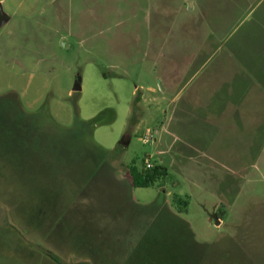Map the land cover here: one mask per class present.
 Returning <instances> with one entry per match:
<instances>
[{"label":"rangeland","instance_id":"374dc122","mask_svg":"<svg viewBox=\"0 0 264 264\" xmlns=\"http://www.w3.org/2000/svg\"><path fill=\"white\" fill-rule=\"evenodd\" d=\"M257 1L0 0L8 18L0 27V113H13L19 101L33 116L25 128L36 131L29 143L2 134L0 127V264H98L79 256L91 255L90 246H76L82 253L76 255L41 241L46 196L35 188L42 180L35 165L28 170L26 161L53 160L51 152L67 147L72 135L81 145L99 147L127 180L126 167L136 162L142 168L148 158L168 170L163 189L159 183L132 189L137 203L165 198L175 206V196L188 201L179 216L194 236L187 239L179 230V239L151 247L135 234L125 264H264L263 139L252 149L241 147V134L210 144L205 118L186 112L188 99L202 91L237 35L251 28V19H243ZM205 32L213 35L204 39ZM189 39L205 44L190 70L197 74L192 80L173 62V49ZM204 60L209 62L201 67ZM77 77L80 92L73 91ZM103 113L102 124L90 123ZM6 116L0 124L5 131L13 124ZM129 137L130 146L123 145ZM101 202L94 207L108 216L109 204ZM83 233L81 242L93 241Z\"/></svg>","mask_w":264,"mask_h":264},{"label":"crops","instance_id":"0c3cea01","mask_svg":"<svg viewBox=\"0 0 264 264\" xmlns=\"http://www.w3.org/2000/svg\"><path fill=\"white\" fill-rule=\"evenodd\" d=\"M237 1L240 3L241 0H218L215 4L225 3L234 6ZM205 6L203 10H207L208 7L206 4ZM250 15L243 21L251 19L249 22L252 23L251 28L237 35L235 44L227 50L226 58L222 56L215 67L217 69L206 76L202 91H199L195 98L188 99L186 112L193 117L205 118L203 129L205 135L208 133L207 140L210 144L213 141L222 142V138L226 142L230 138L238 140L239 134L245 137V143H242L241 147L246 145L252 149L253 142L257 144L262 139L264 142V0L257 1ZM195 33L197 35V31ZM205 34L204 39L213 35V32ZM197 44L196 40L193 42L189 39L188 45L173 49L174 64L178 69H186L188 75L191 73L190 70L196 68L194 65L197 64V54L202 52L205 45L201 43L198 47ZM208 62L209 60H204L201 67L206 66ZM196 75V73L190 75V80ZM209 118L215 122L207 123ZM190 131L196 133L195 128L190 127ZM161 141L164 142V135L161 136ZM131 142L130 137L126 138L123 145L130 146ZM163 153L159 152L160 155ZM102 167L99 166L97 172L102 170L99 175L101 177L85 188L69 180L57 179L59 187L57 207L45 206L47 224L43 238L40 239L55 250L71 251L76 255L82 254L76 246H90L91 255L82 254L85 258L79 255L85 261L93 260L98 264H125L133 236L140 232L136 220L132 222L130 218L133 210L132 201L136 205H147L135 201L130 177L127 180L125 175H119L108 163L107 167H104V173ZM1 174L3 172H0ZM2 177L3 175L0 179ZM63 186L64 188L60 189ZM73 190L78 195H74ZM110 191L116 192L118 197L113 199ZM101 200L104 204H109L108 216L98 213L94 207L101 204ZM163 200L171 211L176 213L174 206L165 198ZM73 207L76 208L72 210ZM139 220L143 222V215ZM83 230L91 234L86 240L91 239L92 242H81L84 239Z\"/></svg>","mask_w":264,"mask_h":264},{"label":"trees","instance_id":"16d2710c","mask_svg":"<svg viewBox=\"0 0 264 264\" xmlns=\"http://www.w3.org/2000/svg\"><path fill=\"white\" fill-rule=\"evenodd\" d=\"M9 96L5 99L10 98ZM13 97L18 99L14 94ZM136 101L138 100L136 99ZM13 106H15L14 109L16 110L13 113H7L9 115L0 113V124L6 115V117H9L10 121H13L11 127H6V131L4 125H0L2 128V134L8 133L10 136H16L18 141L22 140L30 143L32 139H36V131L33 130V133L31 134V132L25 128V123L28 120L32 121L33 116L23 111L21 102H14ZM135 109L136 106L133 107V115ZM103 115L104 113L90 123L92 125L102 124ZM17 117L18 122L16 123ZM66 138L70 139V141L67 142V147L64 145H61V147L57 146L54 150L58 149V147L62 148V150H57L59 151L57 154L51 152L53 160L48 158H44V160L35 158L33 161H26L28 170H31L33 168L32 166L35 165L36 178L42 179L36 183L35 188L42 190L46 196L45 206L49 205L57 207L59 199L57 190H59V187L57 186L56 181L58 178L60 180L64 179V181L65 179L67 181L69 180L73 184H78V186L85 188L88 187L92 181H96L97 178L101 177L99 175L102 170L97 173L99 166L107 167L105 160L106 156L101 155V149L99 147H95L92 144L81 145L80 142L78 143V137L76 138L74 135ZM45 139L47 138L45 137ZM124 142L125 141H122V143ZM90 148L94 149L95 152L90 153ZM26 149L27 151H33V146L27 144ZM34 152H36V148ZM9 167L13 168L14 163L9 165L8 168ZM1 168H3V166ZM126 172L130 177V184L133 189H147L156 186L158 183L160 188L163 189L165 186L164 181L169 177L168 170L165 167L157 166L153 163L151 167H147L145 161L143 162L142 168H138L136 162H134L132 165L126 167ZM63 188L64 186L60 189ZM73 193L74 195H78L75 190H73ZM173 201L175 205L174 209H177L176 213L171 211L164 200L156 201L147 206L136 205L132 201L133 210L130 218L132 222H135L136 220L137 228H140L138 234H141L148 240L147 244L153 242L151 247H154L157 243L173 240L174 238L179 239V237H181L179 230L184 232L183 236L187 237V239L190 238V236H194L189 223L179 216L180 213H185L187 211L188 201L183 200L178 196H175ZM72 204H75V202H72ZM141 215H143L144 218L143 222L139 220Z\"/></svg>","mask_w":264,"mask_h":264},{"label":"water","instance_id":"95a60500","mask_svg":"<svg viewBox=\"0 0 264 264\" xmlns=\"http://www.w3.org/2000/svg\"><path fill=\"white\" fill-rule=\"evenodd\" d=\"M6 19L8 20L7 16L5 15V13L3 12V9H2V4L0 3V27L2 25H4ZM81 78L77 77L76 80H75V86L73 88V91L74 92H80L81 91ZM213 220L216 222V224L218 225L219 221L217 218L213 217Z\"/></svg>","mask_w":264,"mask_h":264},{"label":"built area","instance_id":"2783aa9c","mask_svg":"<svg viewBox=\"0 0 264 264\" xmlns=\"http://www.w3.org/2000/svg\"><path fill=\"white\" fill-rule=\"evenodd\" d=\"M149 142V139H145V143H148ZM145 163L147 165V167H151L152 166V162L151 160L148 158V159H145Z\"/></svg>","mask_w":264,"mask_h":264}]
</instances>
